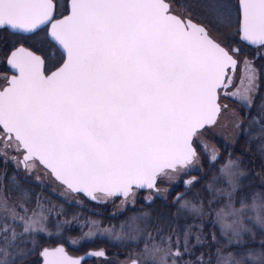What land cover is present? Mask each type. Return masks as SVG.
<instances>
[{"label":"snow or ice","instance_id":"1","mask_svg":"<svg viewBox=\"0 0 264 264\" xmlns=\"http://www.w3.org/2000/svg\"><path fill=\"white\" fill-rule=\"evenodd\" d=\"M53 7L52 0H0V30L29 36L47 25L49 38L64 56L55 70L25 47L8 58L17 74L0 89V140L20 153V159L12 157L13 163L28 171L40 167L66 191L93 201L97 193L127 198L134 188L158 191L159 175L197 162L192 137L215 123L220 112L217 90L237 63L230 45L172 14L165 0H70L69 14L60 19L53 18ZM214 11L226 25L236 21L241 41L264 45V0H237L235 8L217 3ZM250 79H255L254 70ZM232 165L230 160L222 169L231 191H225L229 202L216 213L221 222L225 209L239 215L231 201L237 188ZM193 182L185 181V187ZM11 191L27 199L14 176ZM20 208L22 213L0 192L2 231L11 232L3 237L0 264H13L16 255H26L9 251L19 248L14 243L18 235L52 236L45 225L53 208H45L39 198L31 214L23 204ZM147 216H132L131 231L125 234L122 224L114 239L137 240L143 232L138 221L145 222ZM101 231L112 235L111 229ZM191 234L189 228L182 241L168 238V256L188 252ZM31 242L35 245L36 239ZM196 243H201L199 234ZM39 254L44 264H81L63 247L44 248Z\"/></svg>","mask_w":264,"mask_h":264},{"label":"rangeland","instance_id":"2","mask_svg":"<svg viewBox=\"0 0 264 264\" xmlns=\"http://www.w3.org/2000/svg\"><path fill=\"white\" fill-rule=\"evenodd\" d=\"M173 0H171L172 2ZM192 13L196 14V18L209 28V24L216 31H222L223 33H215L216 36L220 37V41L225 45L233 40L231 37L236 36V21L233 20L232 25H226L217 18L214 11V5L217 3L228 2L234 8L236 6V0H191ZM179 9V8H174ZM188 6H184L182 10H188ZM189 11V10H188ZM195 17V16H194ZM229 30L232 33H225L224 31ZM260 57L264 56V49L259 51ZM255 50L248 55L252 58L241 57L239 69H244L245 65L250 61H254L253 58L258 53ZM255 79L248 78L243 80L240 93L233 95L230 91L236 85V81L239 79L240 71L234 73L232 79L234 84L227 91L220 96V106L222 107L221 113L214 124L208 125L205 130L197 133L195 137V145H197V162L193 165H189L187 168L178 167L176 170H167L165 173L160 175V182L157 185V190H133V194L129 197H104L103 194L97 193V201L88 199L81 193H74L66 191V186L57 181L51 174H46L45 170L38 167L31 171L26 170L22 165L17 168L12 161V157L20 159V153L15 151L12 147H5V142L0 140V158L7 163H11L16 170L19 172L21 177L28 182L37 184L40 187V191L27 195V199H19L16 201L11 200L8 197L1 185L0 178V192L8 200L10 205L16 207L17 211L22 213L20 205L23 204L25 208L29 210V214L36 209L37 199L39 198L40 203L45 208H53V212L49 215L46 222L47 229L52 233L49 237L46 234H24L18 235L14 242L19 246L18 249L10 248L9 251L14 255L17 251L23 250L26 255H16L13 260V264H19L21 260L26 258L30 253L36 251L40 260V251L43 247H52L56 244L41 245V242L45 239H55L59 243L65 241L72 247H78L82 242H93L96 240H105L112 246L116 247L113 254H107V257L93 258L94 263L89 264H130L131 261L136 260L137 264H144L143 252L145 246L157 241L159 243L168 245V238H172L174 241L178 236L181 241L186 230L191 229V235L189 237V251L184 253L181 257H168L169 264H172V260L176 259L177 264H216L217 251L224 243L225 238L220 231L219 225L216 223V213L229 202V196L225 194V191H231L227 179L222 174V169L226 164L231 161H236L239 168H242L245 175L240 177L238 186L234 192H232L231 201L234 206H239L241 203H251L254 198H264V189L253 190L252 193H243L242 188L247 184L254 182L264 186V172L261 168L255 172L254 176H250L249 172L242 165L241 159L238 157H232L231 150L236 146L237 141L241 135H246L247 140H256V153L261 158L264 164V125L260 123V119L254 116L256 120L255 125L247 122L251 111L255 107V102L260 101L255 107L258 108L259 112L263 113L264 118V93L259 96V89L261 83L260 70L254 63ZM259 96V98H257ZM247 118V119H246ZM10 143V142H9ZM228 150V156L224 159V162L219 165V174L210 179L207 184L208 194L200 196L199 191L195 189V186L200 182L201 176L198 173H204V165L207 164L208 168L213 167L217 160L221 157L222 151ZM215 154V161L211 160V156ZM247 154V153H246ZM231 155V156H230ZM247 156H250L247 154ZM252 161H256L252 158ZM31 163V162H30ZM182 178L192 179L194 182L186 187H183L180 192L182 196L179 199L175 198L177 187L180 185ZM253 181V182H252ZM211 185V188L209 187ZM151 197V202H146L147 197ZM87 201H93L103 205L102 209H92L94 213H103L108 211L110 215L117 218L115 222L107 223L102 218L97 216H91L86 212L84 214L71 215L68 211V205H77L79 208H87L89 204ZM189 202L192 205H196L204 210V214H200L191 211L188 208H180L182 202ZM65 203L67 206L63 205ZM89 208V207H88ZM104 210V211H103ZM167 211H174L173 217H166L162 222H158L157 219L161 214ZM67 212V213H66ZM144 213H148L145 218V222H139L138 226L143 230L142 234L137 240L123 239L115 240L114 235L121 231V225H124V232L127 234L131 229L132 216H143ZM211 220V223L208 221ZM66 222V223H65ZM95 222V223H94ZM4 221L0 220V249L4 247L3 237L5 235L10 236L11 232L4 233L2 231ZM11 224V222H8ZM207 225H214L218 230V235H215L213 242L216 248L212 251L205 250L203 247L207 242V231L205 227ZM76 231L75 235H72V230ZM111 229L112 235L101 230ZM17 232H22V227L17 226ZM92 231L94 235L92 237L86 236V233ZM199 234L202 238L201 243H196V235ZM151 236V239L148 237ZM259 236V237H258ZM36 239V244H32V239ZM76 241V243H73ZM219 241V243L217 242ZM246 243L243 244H231L225 249V252L231 251L240 253L246 249H261L264 244V230L256 229L253 235L246 237ZM258 242L259 247L251 246L252 243ZM64 244V243H62ZM250 244V245H248ZM65 245V244H64ZM246 245L248 247H246ZM66 246V245H65ZM173 251L176 250V244H172ZM67 248V246H66ZM93 249H104V248H93ZM183 251V245L180 246ZM201 249V250H199ZM68 250V249H67ZM89 250V249H88ZM105 250V249H104ZM69 251V250H68ZM106 251V250H105ZM70 252V251H69ZM86 252V251H85ZM71 253V252H70ZM73 254V253H71ZM82 254V253H81ZM79 255V254H74ZM202 258V259H201ZM3 259V252L0 251V260ZM92 259V260H93ZM91 261V260H89ZM86 262V261H85ZM41 264V261H40ZM84 264V263H83Z\"/></svg>","mask_w":264,"mask_h":264},{"label":"trees","instance_id":"3","mask_svg":"<svg viewBox=\"0 0 264 264\" xmlns=\"http://www.w3.org/2000/svg\"><path fill=\"white\" fill-rule=\"evenodd\" d=\"M255 63H256L257 68L260 70V79H259L261 83V86L259 89V96H260L261 94L264 93V56L259 57L257 60H255ZM259 96L257 98H259ZM258 103H260V101L257 102V99H256L255 107L257 106ZM255 107L251 111L248 119L246 118L247 119L246 121L251 123V125H255L257 119L254 116H257L260 119V123L264 125L263 113L262 112L260 113L258 108L256 110ZM247 139L248 138L246 137V135H241V137L236 143V146L233 147V149L231 150V155L232 157H238L239 159H241L242 165L249 172V175L254 176L255 172H257L259 168H261L264 172V164L262 163L261 158L259 157V155H257L255 151L256 149L255 144L257 143V141L256 140L254 141L252 139L250 140H247ZM228 150L229 149H224L222 151V155L217 160L216 164L214 165V168L213 167L208 168V165L205 164L203 168L204 173H198L201 176V178H200V182L195 186V189L199 191L200 196H205L208 194L206 186L211 178L219 174V165L222 164L224 162V159L228 156ZM246 153L249 154L250 156H247ZM252 158H254L256 161L253 162ZM13 176L15 177L16 182L19 183V185L24 189V191L27 192V194L40 191V187L37 184H33L23 179L21 175L19 174V172L16 170V168L11 163H7L2 158H0V178H2L1 185L6 195L8 197H11V200L16 201L19 199H23V197L21 193L11 191ZM262 188L264 189V186H261L259 183L254 182L252 184H247L246 186H243L242 192L245 194L246 193L250 194L253 192V190L255 191V190L262 189ZM87 203L89 204L88 206L89 208L88 207L79 208L77 205L70 204L68 205V210H69L68 212L71 213V215H77L79 213L82 215L86 212L87 214L91 216H97L98 218H102L104 222H107V223H112V222H115L117 218L119 219L122 218L121 216L114 217L110 215L108 211H104V210H103L104 211L103 213L102 212L94 213L92 212V209H95L96 211H98V209L103 208V205L97 202H93V201H87ZM63 205L67 206L65 203H63ZM173 213L174 211H167V213L164 212L161 214H157V215H160L157 221L161 223L162 220H164L166 217H173ZM208 223H211V220H209ZM205 231H207V238H206L207 242L203 248L205 250L212 251L216 248V245L213 242L212 236L218 235V230L214 225H207L205 227ZM72 232H73L72 235L76 234V231L74 229L72 230ZM56 243H59V241L55 239H45L41 242V245H48V244L54 245ZM62 243H64L67 246V249L73 254H81L87 251L88 249H93V248H104L107 254L109 255V254H113L114 249H116V247L112 246L110 243H108L105 240H96L93 242H82L78 247H72L68 245L65 241H63ZM251 246L259 247V243L253 242ZM263 246L264 244H262V247ZM246 247L248 246L246 245ZM40 261L41 260L36 251H33L26 258L24 257L23 259L24 264H40ZM94 262H95V259L91 261H86L84 262V264H89V263H94Z\"/></svg>","mask_w":264,"mask_h":264},{"label":"flooded vegetation","instance_id":"4","mask_svg":"<svg viewBox=\"0 0 264 264\" xmlns=\"http://www.w3.org/2000/svg\"><path fill=\"white\" fill-rule=\"evenodd\" d=\"M166 3L169 4V10L172 14L177 15L179 18L183 20H191L193 23H197L200 26L204 27L206 31L209 33L210 37L217 40L220 42L222 45H225L220 41V37L216 36L215 33H223L222 31H216L214 28L211 27L209 24V28L205 26L204 23H202L199 19L196 18V14H193L192 8H191V0H165ZM53 3V18L54 19H60L63 18L64 16L69 14V3L70 0H52ZM237 4V0H236ZM184 6H188V10H182ZM179 8V9H174V8ZM195 16V17H194ZM225 33H232L229 30L224 31ZM236 36L231 37L233 39L229 45V52L231 55H233V58L237 61L235 69H229L228 70V75L225 76V81L226 84L222 86L220 89L217 90L218 92V105L220 106V96L221 94H224L227 91V88H230L231 85L234 84L233 78H234V73L239 69V64L241 57L243 59L249 57L252 58L251 56L248 55V53L252 51L258 52L260 49H264V45L261 46H252L246 42H243L239 38V34L236 28ZM227 45V44H226ZM19 47H25L29 49L30 51L35 52L37 55H40L43 59H45V64L46 67H51L53 70H55L56 67H59L60 64L63 62V53L60 50L59 46L56 45L54 42L51 41V39L48 36V26H43L41 29H38L36 33H33L29 36H22V35H16L13 34L10 31L6 30H0V89H3L4 87L7 86V81L10 79L13 75H16L17 73L10 68L8 65L7 61L9 56L11 55V52L14 51L16 48ZM232 48L239 49L238 52L233 53L231 51ZM260 57L259 52L255 55L253 60H257ZM255 60L252 62L250 61L247 63L244 67V69H239L240 71V76L239 79L236 81V85L233 87V89L230 91L231 93H240L241 88L238 86H241V83L243 80H247L252 76L254 66H255ZM222 107L220 106V112L221 113ZM208 126L204 127L202 130L197 131L192 138V146L197 152V145H195V137L197 133H200L201 131L205 130ZM172 170V169H168ZM167 171V170H166ZM160 175L157 177L156 180V188L158 183L160 182ZM190 180L188 178H182V181L180 182V185L176 189L175 193V198L181 197L183 187H185V181ZM135 189V188H134ZM133 189V190H134ZM137 190H145V189H137ZM103 194V193H99ZM114 198H118V196H114Z\"/></svg>","mask_w":264,"mask_h":264},{"label":"clouds","instance_id":"5","mask_svg":"<svg viewBox=\"0 0 264 264\" xmlns=\"http://www.w3.org/2000/svg\"><path fill=\"white\" fill-rule=\"evenodd\" d=\"M232 162V170L237 174L236 183L238 186L239 179L245 175V172L242 168L238 167L236 161ZM232 207L239 215H234L228 209H225L226 215L223 222L216 217V223L219 225L220 231L225 238L224 243L217 251L216 264H264V248L246 249L240 253L225 252V249L231 244L246 243V237L253 235L256 229L264 230V198H254L251 203H241L238 207L232 204ZM180 208H188L194 212L200 209L197 213L204 214L202 208L189 202L187 205H185V202H182ZM217 242L219 243V241ZM147 248L150 251L145 252L144 249V264H169L168 246L153 241L147 245Z\"/></svg>","mask_w":264,"mask_h":264},{"label":"water","instance_id":"6","mask_svg":"<svg viewBox=\"0 0 264 264\" xmlns=\"http://www.w3.org/2000/svg\"><path fill=\"white\" fill-rule=\"evenodd\" d=\"M247 43V42H246ZM253 46V45H252ZM255 47H257V46H255ZM218 103V102H217ZM218 116H219V113H218V115H217V118H218ZM217 118H216V120H217ZM206 126H208V125H206ZM205 126V127H206ZM203 129V128H202ZM202 129H198L197 131H200V130H202ZM196 131V132H197ZM195 132V133H196ZM193 138V137H192ZM81 194H83V193H81ZM84 195V194H83ZM86 196V195H85ZM87 197V196H86ZM88 199H90L89 197H87ZM56 247H63L64 248V250H65V252L67 253V255L69 256V257H72V258H74V259H80L81 260V264H83L85 261H89V260H92L93 258H98L97 256H92V255H90V253H93V252H99V251H103L104 253H105V255L104 256H102L101 258H104V257H107V254H106V251L104 250V249H89V250H87L86 252H84V253H82V254H79V255H74V254H71L68 250H67V248H66V246L64 245V244H62V243H58V244H56L55 246H52V247H43L42 248V250L44 249V248H48V249H55ZM41 250V251H42ZM82 258V259H81ZM41 264H44V261H43V258H42V260H41ZM130 264H137V261L136 260H133V261H131L130 262Z\"/></svg>","mask_w":264,"mask_h":264}]
</instances>
